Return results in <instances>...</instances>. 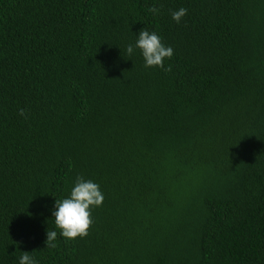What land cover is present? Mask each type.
<instances>
[{
  "label": "trees",
  "instance_id": "16d2710c",
  "mask_svg": "<svg viewBox=\"0 0 264 264\" xmlns=\"http://www.w3.org/2000/svg\"><path fill=\"white\" fill-rule=\"evenodd\" d=\"M145 27L170 71L127 55ZM78 176L104 200L69 240L52 212ZM24 251L264 264V0H0V264Z\"/></svg>",
  "mask_w": 264,
  "mask_h": 264
},
{
  "label": "clouds",
  "instance_id": "9594fccd",
  "mask_svg": "<svg viewBox=\"0 0 264 264\" xmlns=\"http://www.w3.org/2000/svg\"><path fill=\"white\" fill-rule=\"evenodd\" d=\"M153 14H159V8L153 6ZM188 9L179 8L171 13L172 19L180 24L183 17L187 15ZM139 49L144 59L145 67H160L170 71L171 67L165 68L164 61L171 59L174 49L165 45L162 36L155 31H150L146 27L138 32L135 43L127 45L126 53L131 57ZM25 114L24 109H20V115ZM104 195L96 182L78 176L71 189L70 195L62 200H57L54 205L52 217H54L55 227L60 230L59 236L65 239H75L78 236L87 235L90 225L93 223L91 209L102 205ZM58 233L56 230H47L46 247L56 248ZM19 264H38V261L28 251L19 257Z\"/></svg>",
  "mask_w": 264,
  "mask_h": 264
}]
</instances>
